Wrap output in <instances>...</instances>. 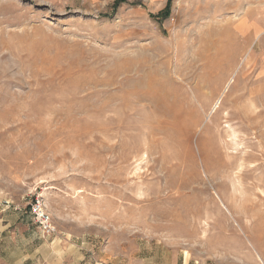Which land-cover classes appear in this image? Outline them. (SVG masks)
Segmentation results:
<instances>
[{
  "label": "rangeland",
  "instance_id": "1",
  "mask_svg": "<svg viewBox=\"0 0 264 264\" xmlns=\"http://www.w3.org/2000/svg\"><path fill=\"white\" fill-rule=\"evenodd\" d=\"M116 1L0 0V264H264V0Z\"/></svg>",
  "mask_w": 264,
  "mask_h": 264
},
{
  "label": "built area",
  "instance_id": "2",
  "mask_svg": "<svg viewBox=\"0 0 264 264\" xmlns=\"http://www.w3.org/2000/svg\"><path fill=\"white\" fill-rule=\"evenodd\" d=\"M30 213L35 219L38 227L47 235H53L56 232V226L42 201L36 200L30 206Z\"/></svg>",
  "mask_w": 264,
  "mask_h": 264
},
{
  "label": "trees",
  "instance_id": "3",
  "mask_svg": "<svg viewBox=\"0 0 264 264\" xmlns=\"http://www.w3.org/2000/svg\"><path fill=\"white\" fill-rule=\"evenodd\" d=\"M174 0H168L166 7L160 11L157 15H152L151 17L156 19L160 24L163 23L165 20H167L170 17L171 14V8ZM128 0H117L115 2V6H119L123 3H127ZM136 5H141L140 2H136Z\"/></svg>",
  "mask_w": 264,
  "mask_h": 264
},
{
  "label": "bare ground",
  "instance_id": "4",
  "mask_svg": "<svg viewBox=\"0 0 264 264\" xmlns=\"http://www.w3.org/2000/svg\"><path fill=\"white\" fill-rule=\"evenodd\" d=\"M225 49V48H224ZM222 50V49H221ZM211 51V50H210ZM226 51H228L229 52V50L227 49ZM228 52L225 54L226 55V58H228L230 55H228V57H227V54H228ZM223 53V52H222ZM224 58H225V56H224ZM224 60V59H223ZM227 61H228V59H226ZM213 61V60H212ZM211 61V62H212ZM225 61V60H224ZM209 62H210V60H209ZM213 62H215V60L213 61ZM215 63H217V62H215ZM226 63V62H225ZM212 64V63H211ZM218 64H219V62H218ZM214 65V64H213ZM216 65V64H215ZM226 65V64H225ZM224 65V66H225ZM206 66V65H205ZM210 66V65H209ZM215 67V66H214ZM213 67V68H214ZM211 68V67H210ZM206 69H207V66H206ZM211 70V69H210ZM223 82H224V79H221L218 83H219V85H218V90H219V88H222L221 86L223 85Z\"/></svg>",
  "mask_w": 264,
  "mask_h": 264
}]
</instances>
